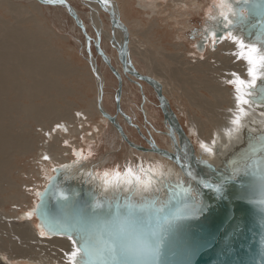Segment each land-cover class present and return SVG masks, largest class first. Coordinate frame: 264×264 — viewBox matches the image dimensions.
I'll return each instance as SVG.
<instances>
[{"label": "bare ground", "instance_id": "6f19581e", "mask_svg": "<svg viewBox=\"0 0 264 264\" xmlns=\"http://www.w3.org/2000/svg\"><path fill=\"white\" fill-rule=\"evenodd\" d=\"M28 1L0 0V264H71L70 254L75 249L71 239L46 233L41 236V223L35 218L33 210L38 194L54 175L53 170L56 167H69L71 160L80 158V141L95 139L97 132H104L109 126V132L105 135L108 145L115 148L113 137L120 138L117 144L126 152L121 163H118L123 168L122 176L129 169L134 175L140 174L143 169L144 175L149 177L150 169L153 171L169 163L165 160L162 164L159 159L163 158L161 155L136 150L122 139L116 127L102 113H108L102 104V94L100 105L97 103V80L90 67L78 66L62 58L59 49L48 37L50 29L47 32L43 29L46 32L43 33L39 28L32 26L28 29L24 24L25 21H36L33 13L39 10L36 0ZM110 1L115 19L120 20L127 30L126 57L129 67L138 68V60L136 62L132 56L135 55L144 63L145 71L137 69L141 71L140 74L149 75L160 83L170 108L168 100L172 99L177 120L185 117L187 130L183 129L199 156L210 158L214 143L222 148L227 147L236 137L245 117L256 118L258 125L264 126L263 117L248 105H243V113L239 112L235 84L229 83L237 76L246 82L251 80L247 61L238 55L240 48L236 41H240V37L229 32L222 33L221 37L210 34L206 51L198 54L197 50H188L180 37L176 38V32L170 29L168 34L173 40L166 42L171 47L169 51L159 37L162 34L159 30L169 27L159 21L162 18L160 15L167 11L168 3L163 5L162 0ZM83 2L89 5L95 16L92 22L98 30L96 33L104 37V48H110V52L104 53V56L109 62L110 58H115L116 64L113 66L122 77L123 89L126 83L134 82V77L127 74L132 77L130 80L122 72L117 57L122 31L117 27L110 30V25L106 28V24L102 27L100 17L96 16V11L101 7L91 1ZM4 13L12 18L4 17ZM76 13L78 15V11ZM106 17L109 22L108 13ZM220 19L222 21V16ZM92 37L95 38L94 34ZM103 39L100 37V47ZM245 46L246 51L248 44ZM95 61L92 57L91 62L97 66ZM62 78H71L75 87L64 85ZM101 79L103 82L102 76ZM85 85L93 92L92 96L85 94ZM139 85L144 89L148 87L142 81H139ZM123 94L124 91H121L120 96ZM73 96L78 98L79 103L70 98ZM142 110L146 117H153L147 106ZM120 112L123 114L121 109ZM237 115L241 117L240 123L234 125L232 120ZM115 119L121 127L119 117L115 116ZM127 121L130 122L129 119ZM237 128V131H231ZM137 129L142 132L140 127ZM153 129L152 126V142L165 149L153 137ZM122 130L129 139L124 128ZM77 135H81V138ZM165 140L169 144L166 150L171 151L172 144L166 136ZM201 144L204 146L201 147ZM27 156H33L32 161L36 160L35 164L29 160L25 162L28 169L18 163L20 157ZM44 156L50 159L44 160ZM82 171H88V167L83 166ZM115 173L119 172L113 171V177ZM32 174L40 177L37 179L39 184L31 189H23V185L25 188L31 185L28 179H32ZM24 204L26 208L19 210V206ZM13 205L15 208L11 207L10 210L14 214L8 211V207Z\"/></svg>", "mask_w": 264, "mask_h": 264}, {"label": "water", "instance_id": "95a60500", "mask_svg": "<svg viewBox=\"0 0 264 264\" xmlns=\"http://www.w3.org/2000/svg\"><path fill=\"white\" fill-rule=\"evenodd\" d=\"M37 1L44 5L66 6L85 39L87 61L97 80V103H101L102 79L97 66L91 62V42L117 80L115 114L119 113L122 77L104 56L100 37L97 33L95 38L90 37L75 9L66 2ZM82 1L97 3L108 13L111 26L122 31L121 45L117 50L122 72L130 80L134 77L139 87V81H144L154 89L163 122L169 125L165 134L172 150L162 149L148 139L150 147L132 143L116 123L115 114L102 111L129 146L157 153L169 164L150 171L149 177L156 183L150 185L148 192L140 193L132 191V186L124 184L122 179L105 185L103 177L94 174L93 170L83 172L82 168L56 167L55 174L38 194L33 210L42 230L48 235L69 238L70 234L61 225L78 220L85 208L99 205L96 212L115 214L118 209L125 210L134 205L137 209L145 208L144 215H150L152 221L156 245L153 264H264V126H259L256 118L245 117L227 147L214 143L210 158L199 156L169 107L160 83L149 75L140 74L135 67H129L127 30L120 20L115 19L111 1ZM228 1L234 7V11L227 14L231 23L222 17L219 23L223 25L215 36L221 37L222 32L227 31L240 37L244 44L255 45L258 54L264 52V0ZM225 24H228L227 28ZM256 75L255 87H245L244 95L254 101L247 104L249 108L264 119V103H261L264 67L258 66ZM93 166L91 164L89 168ZM161 171L166 178L153 175ZM126 187L128 191H125ZM161 208L166 209L162 215L156 212ZM71 235L76 249L78 245L74 241L77 237L74 233ZM79 259L80 255L77 256ZM70 263L76 264V261L70 259Z\"/></svg>", "mask_w": 264, "mask_h": 264}, {"label": "rangeland", "instance_id": "374dc122", "mask_svg": "<svg viewBox=\"0 0 264 264\" xmlns=\"http://www.w3.org/2000/svg\"><path fill=\"white\" fill-rule=\"evenodd\" d=\"M21 1L29 2L28 0H21ZM64 1H66L70 6L74 7L76 9V12L78 11L79 19H81L82 23L84 24V27L86 28L87 33L89 35H90V32L92 33L90 37L93 38L92 37L93 34L94 36H96L95 34L96 32H98V30L95 28L92 22V17L94 16V14L91 13V10H90L91 8L89 7V5L83 2L82 0H64ZM217 2L218 0H183V1L181 0H176V1L175 0H162L163 5L168 3V9L164 14L160 15L162 16V18H165V19L161 18V20L159 21L163 25L168 24L169 27H162L159 30V32H162V34H160L159 37L162 40V43H164V46L166 47V49L167 47H169L170 49L168 48L167 50L169 51L171 50V47L166 42L173 40L171 39V35L168 34L170 33V29H172V31L176 32V38H178L179 36L180 37L179 39L185 43L186 48L188 50H195V51L197 50L196 52L198 54L204 53L206 51L208 37L213 32V31L209 32V30H214V31L219 30L223 25L222 23H219L221 9L216 7ZM225 2L230 4L232 7V10L234 11V7L232 6L231 2L228 0H225ZM38 4H39L38 6L39 10L33 13L34 15H36L35 18H37L36 19L37 22L34 21L33 19V21H25L24 24L29 27L28 29L32 28L33 26V27L41 29L43 33H46L50 29V31H48L50 32L48 37L50 36L49 38L51 39V43L59 49L62 58L68 61L71 60L73 63L75 62L78 66L86 65L89 68L90 66L88 65L89 62L87 61L88 55H87V51L85 47L84 36L81 33L80 28L76 25L74 19L68 14L65 6L64 5L50 6V5L41 4L40 2H38ZM96 13H97L96 16L100 17V22L101 24H103L102 27H104V24H106V28H108V25H110V28H111L110 30H113L114 27H112L110 22H108L106 19L107 18L106 12L102 11V8H100L98 11H96ZM3 15L6 18H12V16H10V14L8 13H4ZM166 17L168 18L167 23H165ZM210 17H215V19H210ZM43 29L44 30L46 29L45 30L46 32ZM226 32L227 31H224L222 33H226ZM204 33L205 35L203 36ZM97 35L98 37H101L102 39L104 38L99 33H97ZM111 36L112 35H110V37ZM103 44H105L104 39L102 40L101 48L102 47L104 48ZM90 45H91L92 57H94V60H96L95 61L96 64L98 63L97 64L98 71L103 78L102 104L107 109L110 115H114L115 114L114 113L115 112L114 111V108H115L114 95L116 93L117 80L115 79L114 75L111 73L110 69L107 67L106 63L95 52L93 48V43H90ZM103 50H104V53L106 54L110 52V48L108 46H106ZM132 56L134 58L133 60H135L136 62L138 60V63H137L138 68H140L142 71H145L144 63L140 61V59H138L135 55H132ZM114 60L115 58L114 59L113 57L112 59L110 58V62L112 63V65L116 64ZM91 77L92 79H94L92 75ZM61 80L63 81L64 85H69V84L71 86L73 85L71 78H69V80L62 78ZM94 81L95 79L93 80V82ZM142 84L146 85L147 83L142 81ZM146 86H148L146 87V89H144L143 87L140 88L133 81L131 82V84L126 83L125 85H123L122 91H124V94L120 96V102H119L120 109L123 114H121V112L119 113L117 112L115 114L116 117H119L118 123L121 125V128H124V131L128 135L129 139L133 143L140 144V145H142L143 141L149 138V135L143 129L142 123L140 122V116L138 113L139 110H142L143 107L147 106L148 110L153 115V117L145 116L146 119L150 122V125L152 124V126H155L154 123L156 125L162 124V115H161L162 113H160L158 108L156 106H153L152 104L156 100L155 92L154 93L152 92L153 89L148 84ZM230 86L232 87V84H230ZM85 90L86 91L84 90L83 91L85 92L87 96L90 97L93 95V92L90 91L88 86H87V89ZM142 90H143V95H144L142 99L144 98V100L140 108L141 97L139 93L140 91L142 93ZM70 98L72 100H75L77 103H79L78 98H76L75 96L70 97ZM146 99H148L147 103H145ZM168 101L170 103L171 109L175 113L176 109L174 108L172 104V99H169ZM180 118H178V121L180 122L181 125H183L182 127L186 129L185 124H184L185 117L181 116ZM127 119H129L131 123L128 122ZM133 127L136 129V132L138 134L135 133V129H133ZM138 127L142 129L141 133H140V130L137 129ZM94 131H96V126L94 128ZM108 132H109V126L106 127V130H104V132H97L95 139H88L86 142L80 141V144L82 145L80 153H82L83 155L79 154L80 158L78 160L76 159L71 160L72 164H70V166L72 168H82L83 166H86L88 167V171L93 170L94 174H96L97 176L100 175L102 177L105 172H108L109 178L110 176L111 177L113 176L112 174L113 171H117L119 172L121 177H123L122 172H121L122 171L121 169L123 168L121 167L120 164L118 165V163H121L123 153L125 152V150L123 147L120 148V145L117 144L118 142H120L119 141L120 138L118 139L117 137H113V139L116 142L115 148L108 145L107 136H105ZM145 134H147V136ZM153 137L157 139L161 147H162L161 144H165L163 148L165 149L168 148L169 144L165 140L164 134L157 135V133L155 132L153 134ZM79 138H81V135ZM159 140H163L165 143H163L162 141L159 142ZM113 149L114 151H112ZM110 154L112 155L110 156ZM32 157L33 156L20 157V159L18 160V163L20 162L21 165L23 164L22 166H25V168L28 169V167L25 165V162L29 160L31 164L32 162L34 164L36 163V160L34 161L31 160ZM155 157L158 158V156L156 155ZM159 159H160V162L164 164L165 158L159 157ZM91 164H94L92 169L89 168ZM52 173L55 174V170H53ZM24 177L25 179H27L26 175H24ZM38 178L40 177L37 174H32V179H30V181L28 179V182H30L31 185L27 186L26 188L23 185L22 188L26 190L31 189L32 186H34L35 184L39 182L37 180ZM11 207L15 208V205L8 207L9 212L11 211L10 210ZM19 208H20L19 210H21L22 208L25 209L26 205L25 204L22 206L20 205ZM17 210H18V206H17ZM11 213L14 214L12 211Z\"/></svg>", "mask_w": 264, "mask_h": 264}, {"label": "clouds", "instance_id": "9594fccd", "mask_svg": "<svg viewBox=\"0 0 264 264\" xmlns=\"http://www.w3.org/2000/svg\"><path fill=\"white\" fill-rule=\"evenodd\" d=\"M221 11L227 15L232 11V7L225 3ZM153 175L166 178L163 171L153 173ZM121 179L124 184L131 185L134 192H137V189L140 192H146L144 185L150 186L156 183L155 180L144 175L143 169L138 175H134L130 169L123 174V177L120 174L112 178L106 177L104 184L107 185L113 180ZM133 180L135 181L134 185ZM128 190L126 187L125 191ZM156 212L162 215L166 209L161 208ZM144 213L145 208L136 209L135 212L125 209L115 214L110 211L107 213L87 211L81 213L80 225L91 231L99 248V251L91 257L94 264H144L145 261H153L154 256L145 255L146 248H154L156 245L150 215L146 217Z\"/></svg>", "mask_w": 264, "mask_h": 264}, {"label": "snow or ice", "instance_id": "6c2138e0", "mask_svg": "<svg viewBox=\"0 0 264 264\" xmlns=\"http://www.w3.org/2000/svg\"><path fill=\"white\" fill-rule=\"evenodd\" d=\"M225 0H218V2L216 3V7L220 8L221 10L224 8L225 6ZM220 16H222L224 18L225 21H228V16L221 11L220 12ZM210 19H215V17H210ZM231 21H228V24H230ZM228 24H225V28L228 27ZM211 35L213 37H215L216 35V31H213L211 33ZM234 39V38H233ZM236 43L239 45L240 48V52L238 53L239 57H241L242 59L246 60L249 68H248V75L251 77V80L246 82L244 79H241L239 76H237L235 78V80L229 81V83H233L235 84V91H236V104H237V108L239 110L240 113L244 112V108L243 105H247L249 103H252L254 101L250 100V99H246L245 95H244V88H248V89H253L256 85V80H257V68L258 66L260 67H264V52H260L258 54V49L255 45H248L247 46V50L245 51V44L243 41H236ZM261 103H264V98L261 99ZM77 115H79V113H77ZM240 115H237L233 120H232V124L234 125H239L240 123ZM237 129H232L231 131H237ZM204 145L201 144V147H203ZM44 160H49L50 157L48 156H44L43 157ZM130 171V169H129ZM119 175V173H115L114 177ZM106 177H109V173L105 172L103 174V179L105 180ZM105 183H107V181H105ZM149 185H144V189L147 192L149 189ZM217 191H219V189H217ZM137 193H140L139 189H137ZM99 207V205H94L92 206L91 209L85 208L82 212L87 211L90 213L96 212V209ZM127 209L129 211L135 212L136 211V207L134 205H129L127 207ZM198 209H196V211H198ZM120 210L118 209L117 212H119ZM29 215H31V213H29ZM61 227L64 229L65 232L69 233V238L72 239V235L71 234H75V236L77 237V239L74 241L75 244L78 245V247L76 249H74L72 251V253L70 254V259L76 261V264H94V261L91 259V257H93L98 251V245L96 242L95 237L93 236V234L91 233V231H88L86 229H84L80 223H79V219L76 221H67L64 224L61 225ZM41 236L45 235V232L42 230L40 232ZM80 255L81 259L77 260V256ZM145 255L147 256H154L156 255V248H146L145 249ZM87 258V259H84ZM144 264H153V261H145Z\"/></svg>", "mask_w": 264, "mask_h": 264}, {"label": "flooded vegetation", "instance_id": "af4514ba", "mask_svg": "<svg viewBox=\"0 0 264 264\" xmlns=\"http://www.w3.org/2000/svg\"><path fill=\"white\" fill-rule=\"evenodd\" d=\"M215 31H217V30H215ZM203 36H204V34H203ZM202 36V37H203ZM120 46V45H119ZM94 48V47H93ZM95 50V49H94ZM117 50H118V48H117ZM118 57V56H117ZM119 60V59H118ZM112 73V72H111ZM144 75H146V74H144ZM115 77V76H114ZM116 79V78H115ZM148 84V83H147ZM149 85V84H148ZM150 86V85H149ZM151 88H152V86H150ZM153 89V88H152ZM154 90V89H153ZM155 92V91H154ZM140 97H141V103H140V108H141V105H142V102H143V100H144V98L142 99V97L144 96L143 95V90H142V93H141V91H140ZM115 96V95H114ZM155 96H156V94H155ZM114 103H115V98H114ZM155 103V104H154ZM154 103H152L153 104V106H156L157 108H158V110L160 111V113H161V109L159 108V106H158V100H157V97H156V100H155V102ZM139 108V109H140ZM155 109V108H154ZM114 111H115V108H114ZM115 113V112H114ZM139 116H140V122L142 123V126H143V129L148 133V135H149V138H147L148 140H150V141H152L151 139H153L152 138V135L149 133L150 131H151V126H152V124H151V126H150V122L146 119V117H145V115H144V112L142 111V110H139ZM160 115V114H159ZM162 115V114H161ZM162 121H163V115H162ZM129 122V121H128ZM131 123V122H130ZM134 125H136V124H134ZM154 125L155 126H153V131L154 132H156L157 133V135H161V134H164L168 139H169V137H168V135H166L165 134V132L167 131V129H168V123H164V122H162V124L160 125H156L155 123H154ZM166 128V129H165ZM133 129H134V127H133ZM135 133H137L136 132V130H135ZM138 134V133H137ZM146 136H147V134H145ZM138 137H140V136H138ZM160 141H162L163 143H165L163 140H159V142ZM169 141H170V139H169ZM154 142V141H153ZM155 143V142H154ZM156 144V143H155ZM161 144V143H160ZM140 145V144H139ZM157 145V144H156ZM162 145V147L163 146H165V144H161ZM142 146H145V147H150V144L145 140V141H143L142 142Z\"/></svg>", "mask_w": 264, "mask_h": 264}, {"label": "built area", "instance_id": "2783aa9c", "mask_svg": "<svg viewBox=\"0 0 264 264\" xmlns=\"http://www.w3.org/2000/svg\"><path fill=\"white\" fill-rule=\"evenodd\" d=\"M52 254H54V253H52Z\"/></svg>", "mask_w": 264, "mask_h": 264}]
</instances>
